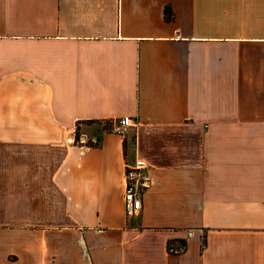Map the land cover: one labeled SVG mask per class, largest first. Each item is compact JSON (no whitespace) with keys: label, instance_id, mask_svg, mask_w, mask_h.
<instances>
[{"label":"crops","instance_id":"1","mask_svg":"<svg viewBox=\"0 0 264 264\" xmlns=\"http://www.w3.org/2000/svg\"><path fill=\"white\" fill-rule=\"evenodd\" d=\"M0 264H264V0H0Z\"/></svg>","mask_w":264,"mask_h":264},{"label":"built area","instance_id":"2","mask_svg":"<svg viewBox=\"0 0 264 264\" xmlns=\"http://www.w3.org/2000/svg\"><path fill=\"white\" fill-rule=\"evenodd\" d=\"M132 120L123 117L113 121L109 131L120 137H125L132 127ZM146 163L143 160H136L133 165L125 166L123 174L122 200L126 216L131 217L141 209V186L143 182V171Z\"/></svg>","mask_w":264,"mask_h":264}]
</instances>
